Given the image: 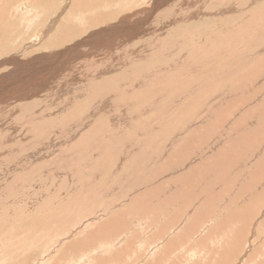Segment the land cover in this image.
I'll use <instances>...</instances> for the list:
<instances>
[{
    "label": "rangeland",
    "instance_id": "rangeland-1",
    "mask_svg": "<svg viewBox=\"0 0 264 264\" xmlns=\"http://www.w3.org/2000/svg\"><path fill=\"white\" fill-rule=\"evenodd\" d=\"M0 78V264H264V0H0Z\"/></svg>",
    "mask_w": 264,
    "mask_h": 264
},
{
    "label": "bare ground",
    "instance_id": "bare-ground-1",
    "mask_svg": "<svg viewBox=\"0 0 264 264\" xmlns=\"http://www.w3.org/2000/svg\"><path fill=\"white\" fill-rule=\"evenodd\" d=\"M145 15H146V13H145ZM127 16V15H126ZM134 18V17H133ZM128 20V19H127ZM135 20V19H134ZM133 21V20H132ZM138 22H139V20H137ZM123 22V21H122ZM127 26V25H126ZM133 27H134V25H133ZM125 28V27H124ZM94 38V39H93ZM100 39L99 41H94L95 39ZM100 41H103V39H102V35H96V36H94V37H92V38H90V39H85V40H83V41H81L80 43H78L79 44V47H82V46H84L85 44L88 46V44H93V43H98V42H100ZM76 45V44H75ZM123 45V44H122ZM71 49H68V51H70ZM67 51V52H68ZM66 52H64V53H57V54H55L56 55V57L57 56H63L64 54H65ZM95 53V52H94ZM38 55V54H37ZM96 55H97V53H96ZM53 58H54V56H52ZM49 58L50 57H47V56H40V58H35L34 60H28V61H17V60H15V59H11L10 61H9V64H7V65H10V66H13V68H12V70L10 71L9 70V72L8 73H6V74H3L2 75V77L4 78V79H9L10 81H17V80H19V81H22V83H23V78H31V79H36V84H37V86H38V88L40 89L41 88V86L43 87V85L45 86V80L47 79V78H45L46 76L44 75V74H40L37 78H36V69H37V67L38 66H40L41 64H43V63H45V62H47L48 60H49ZM5 60V59H4ZM31 61V62H30ZM229 66V65H228ZM74 67V66H73ZM76 67V66H75ZM77 68V67H76ZM34 71V74H31L32 72ZM51 74V73H50ZM54 74V73H53ZM56 75H58V74H56ZM57 77V76H56ZM59 77V76H58ZM2 78V79H3ZM1 79V78H0ZM3 79V80H4ZM30 79V80H31ZM39 80L42 82V85L40 84V82H39ZM5 81V80H4ZM4 81H2V83L0 84L1 86H2V84H4ZM26 81H28V79H26ZM26 81H25V83H26ZM225 81V80H224ZM8 82V81H7ZM18 82V81H17ZM17 82H15L14 84L15 85H17ZM29 82V81H28ZM28 82H27V84H28ZM34 83V84H35ZM9 84V83H8ZM8 84L6 85V86H8ZM19 84V83H18ZM204 84V83H203ZM202 84V85H203ZM10 85V84H9ZM11 85H13V84H11ZM20 85V84H19ZM40 85V86H39ZM0 86V87H1ZM5 86V85H4ZM5 86V87H6ZM18 86V85H17ZM16 86V87H17ZM24 86V85H23ZM34 86V85H33ZM60 86H61V84H60ZM4 87V88H5ZM14 88V87H13ZM19 88V87H18ZM24 88V87H23ZM27 89H28V87H26ZM30 88V87H29ZM35 87H33L32 89H34ZM25 89V88H24ZM26 89V90H27ZM47 89V88H46ZM225 89V88H224ZM1 90V89H0ZM7 90H8V87H7ZM15 90V89H14ZM18 90V89H17ZM9 91V90H8ZM23 91V90H22ZM30 91V90H29ZM31 91H33V90H31ZM35 91V90H34ZM195 91V90H194ZM6 92V90H4V89H2L1 91H0V94H3V93H5ZM11 93H12V90L10 91ZM26 92H28V90L26 91ZM37 92V91H36ZM15 93V92H14ZM7 94V93H6ZM18 94V93H17ZM21 94V93H20ZM27 94V93H26ZM25 94V95H26ZM33 94V93H32ZM31 94V95H32ZM4 95V94H3ZM9 95V94H8ZM24 95V96H25ZM28 95V94H27ZM259 94H256L255 95V98L254 99H257L256 98V96H258ZM16 96V95H15ZM6 97V96H5ZM13 97V96H12ZM30 97V96H29ZM2 99V98H1ZM225 99V98H224ZM259 99V98H258ZM4 101H8V98L6 99V98H4L3 99ZM2 101V100H1ZM254 102H257V101H254ZM2 103V102H1ZM256 104V103H255ZM117 106V105H116ZM128 109V108H127ZM263 109V108H262ZM259 115V114H258ZM261 116H262V114H260ZM262 118V117H261ZM262 122V121H261ZM256 156V155H255ZM251 162V161H250ZM258 164V163H257ZM256 164V165H257ZM180 185V184H179ZM170 187V186H169ZM172 188V187H171ZM170 188V189H171ZM180 188V187H179ZM172 189H174V188H172ZM172 189H171V191L170 192H172ZM176 189V188H175ZM174 191V190H173ZM167 194V193H166ZM248 199V198H247ZM253 200V199H252ZM255 202V201H254ZM258 203V202H257ZM253 204V203H252ZM250 208V207H249ZM248 209V208H247ZM260 210V209H259ZM241 211V210H240ZM244 210H242V212H243ZM237 213V212H236ZM247 213V212H246ZM157 217V216H156ZM236 218V217H235ZM152 219V218H151ZM245 224V223H244ZM232 228V227H231ZM227 229V228H226ZM243 230V229H242ZM239 231V230H238ZM149 232V231H148ZM229 234V233H228ZM235 238V237H234ZM135 241V240H134ZM243 241V240H242ZM132 242V241H131ZM224 245V244H223ZM132 248V247H131ZM225 248V247H224ZM228 251H230V250H228ZM227 251V252H228ZM246 251V250H245ZM229 253V252H228ZM263 254V253H262ZM157 256V255H156ZM259 256V255H258ZM215 257V256H214ZM225 257V256H224ZM211 258V257H210ZM213 258V257H212ZM203 260V259H202ZM195 261V260H194ZM255 262V261H254ZM228 264V263H227Z\"/></svg>",
    "mask_w": 264,
    "mask_h": 264
}]
</instances>
